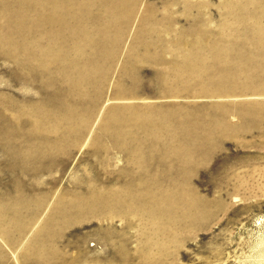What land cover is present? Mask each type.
Wrapping results in <instances>:
<instances>
[{
    "label": "rangeland",
    "instance_id": "rangeland-1",
    "mask_svg": "<svg viewBox=\"0 0 264 264\" xmlns=\"http://www.w3.org/2000/svg\"><path fill=\"white\" fill-rule=\"evenodd\" d=\"M0 264H264V0H0Z\"/></svg>",
    "mask_w": 264,
    "mask_h": 264
}]
</instances>
